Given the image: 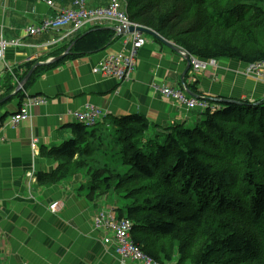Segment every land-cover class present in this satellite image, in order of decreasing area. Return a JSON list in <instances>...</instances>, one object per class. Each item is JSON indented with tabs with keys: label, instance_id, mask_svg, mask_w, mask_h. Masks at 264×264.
Wrapping results in <instances>:
<instances>
[{
	"label": "trees",
	"instance_id": "trees-1",
	"mask_svg": "<svg viewBox=\"0 0 264 264\" xmlns=\"http://www.w3.org/2000/svg\"><path fill=\"white\" fill-rule=\"evenodd\" d=\"M126 2L132 21L200 59L264 62V0ZM115 37L113 28L88 33L59 62L99 51ZM194 85L188 88L196 91ZM214 104L218 109L203 111L193 127L173 125L163 143L140 113L74 124L76 136L48 152L58 166L39 173V182L85 172L91 194L123 193L119 218L161 264L175 257L176 264H264V101Z\"/></svg>",
	"mask_w": 264,
	"mask_h": 264
},
{
	"label": "crops",
	"instance_id": "crops-1",
	"mask_svg": "<svg viewBox=\"0 0 264 264\" xmlns=\"http://www.w3.org/2000/svg\"><path fill=\"white\" fill-rule=\"evenodd\" d=\"M47 1L0 0V36L21 41L19 46L8 47L0 60V100L8 97L0 104V264H136L138 261L123 260L116 253L113 233L96 228L95 219L108 207L97 206L95 200L100 196L84 197L74 191L79 176L56 184H43L38 176L58 166L48 152L76 136L74 124L79 121L73 113L88 107L102 113L97 121L143 114L155 135L168 134L175 124L188 127L201 122V109L180 106L155 88H182L186 59L148 36L130 79L120 81L94 73L102 60L129 47L131 37L121 35L99 51L36 67L28 87L30 79L18 90L37 63L60 55L88 33L116 26L92 20L77 31L71 23L29 34V27L77 9L76 0H52V6ZM84 1L88 12L108 4V0ZM192 75L190 72L184 82L187 86L194 83L197 95L264 101V81L248 72L247 63L241 60L215 59ZM26 94L39 95L46 103L32 107L30 117L14 124L12 116ZM55 202L59 206L53 211ZM106 238L113 242L105 243Z\"/></svg>",
	"mask_w": 264,
	"mask_h": 264
},
{
	"label": "built area",
	"instance_id": "built-area-1",
	"mask_svg": "<svg viewBox=\"0 0 264 264\" xmlns=\"http://www.w3.org/2000/svg\"><path fill=\"white\" fill-rule=\"evenodd\" d=\"M49 5H53L52 0L47 1ZM77 9L62 11L57 18L53 20H44L39 25H33L28 28L29 34H36L49 29H59L74 24V31H77L83 27L87 22L92 20L110 21L120 27L142 26L139 23L132 21L128 14L126 0H108V4L105 7H98L93 12H88L85 7L84 0H76ZM131 37L129 41V47L122 52L109 55L102 60L93 71L96 74L103 75L105 77H114L120 81L128 80L132 77L133 71L137 64L138 50H140L147 42L148 37L135 30L129 33ZM21 41L19 39H7L0 36V60L4 58L5 51L8 47L19 46ZM185 57V52H182ZM191 55V54H190ZM194 56V55H193ZM196 57V56H195ZM191 59V58H190ZM212 63L214 59L205 60ZM194 67L190 72L206 67L207 64L201 62L194 57L191 59ZM110 65V66H109ZM6 68L13 72L11 66L6 64ZM247 71L253 73L256 77L264 81V62L250 63L247 66ZM14 73V72H13ZM176 92V93H175ZM161 93L167 97H171L177 101V104L186 105L187 109L199 108L205 110L207 108L217 109V106L206 99H198L195 97H189L187 94L180 90L172 88H162ZM24 102L20 106L19 110L12 116V122L18 124L21 121L27 119L31 115V108L46 103V99L39 95H24ZM76 119L88 126L96 124L97 118L102 113L93 107H88L84 111H76L73 113ZM59 206L58 202L51 205L53 211H56ZM95 226L97 229H106L114 234L115 250L123 260L131 259L138 261L140 264H159L155 259L147 255L139 245L135 244L131 237V222L127 219H117L113 214L102 212L101 215L95 219ZM113 241L110 238L105 239V243L110 244Z\"/></svg>",
	"mask_w": 264,
	"mask_h": 264
},
{
	"label": "rangeland",
	"instance_id": "rangeland-1",
	"mask_svg": "<svg viewBox=\"0 0 264 264\" xmlns=\"http://www.w3.org/2000/svg\"><path fill=\"white\" fill-rule=\"evenodd\" d=\"M142 26H144V25H142ZM116 27V29L115 28H113V29H115V31H116V33L118 34V31H117V26H115ZM146 27V26H145ZM119 35V34H118ZM128 35V34H127ZM119 36H121V35H119ZM227 38H229L230 36L229 35H227L226 36ZM177 47H179V46H177ZM179 48H181V47H179ZM182 49V48H181ZM182 51H184L186 54H185V56L187 57H189V58H195V59H197V60H199V61H201V62H204L205 64H207V65H209L211 62L210 61H205V60H203V59H200V58H198V57H195V56H193V55H190L187 51H185L184 49H182ZM194 67V65H193V63H191V67H190V69H189V71H191V69ZM202 69H205V67H203V68H200V69H198V70H196L195 72H193L192 74V77H194V75H195V73H198V72H200ZM183 82H184V80H183ZM183 84V83H182ZM158 87H161V88H172V89H176L177 90V88H174V87H171V86H161V85H158ZM190 89H187L186 91H189ZM192 91V90H191ZM192 92H194V93H196L197 94V92H195V91H192ZM187 96H189V97H193L192 95H189V94H187ZM167 97V96H166ZM167 98H169V99H171L172 101H174V103H177V101L175 100V99H173V98H171V97H167ZM200 99H205V98H203V96H200L199 97ZM216 105V104H215ZM180 106H183V107H185V108H189V107H187L186 105H181L180 104ZM217 106V105H216ZM194 109V108H193ZM201 116H203V118H204V115H201ZM195 124H188L187 126L188 127H192V126H194ZM148 133H150V136L151 137H154V139H157V137H155L156 135L152 132V130L151 129H149V131H148ZM167 135L168 134H165V133H161L160 135H159V139H157L158 140V142L159 143H163L164 142V140L166 139V137H167ZM88 173H85V172H83V175H79V181H77L76 182V184L73 186L74 187V191L75 192H80L81 194H82V196H84V197H93V196H95V197H97V195H94V194H91V190L89 189V182H87L88 181ZM83 179V180H82ZM82 185H85L84 186V188H82L81 186ZM76 187L78 188L77 189V191H76ZM123 193H121L120 191H118V190H116V189H112L110 192H108L106 195H103V196H100L99 198H97L96 200H95V203L97 204V206H99V208H107V212L109 213V215L110 214H113L117 219H123V218H119V214L117 213V209L119 208V207H123L124 206V204L127 202V199H125L124 197H123ZM176 259H177V257H175V260L174 261H172V262H170V263H166V264H175L177 261H176ZM136 264H138V262H136ZM187 264H191V263H187Z\"/></svg>",
	"mask_w": 264,
	"mask_h": 264
},
{
	"label": "water",
	"instance_id": "water-1",
	"mask_svg": "<svg viewBox=\"0 0 264 264\" xmlns=\"http://www.w3.org/2000/svg\"><path fill=\"white\" fill-rule=\"evenodd\" d=\"M112 28H115V29H116V27H112ZM135 30H138V31L141 32V33H145V34H147V35H149V36L154 37L155 39H158L159 41L165 43V44L168 45L171 49L176 50L177 52H180V53L183 52L182 49L179 48V47H177V45H175L173 42H171V41L165 39V38L162 37L158 32H156V31H154L153 29H150V28H148V27H145V26H138V27L131 26V27L126 28V27H123V26H122V27H120L119 29H117L119 35H127V34H129V33L134 32ZM75 42H76V41H75ZM75 42H73V43H72V44H71V45H70V46H69V47H68L63 53H61L60 55H57V56H55V57H53V58H51V59H49V60H47V61H45V62H39V63H37V64H36V65L30 70V72H29L28 75L25 77V79L21 81V83H20L19 86H18V90L21 89V88H24L25 84H26V83L28 82V80L30 79V77H31V75L33 74V72H34V70H35L36 67L43 66V65H46V64L57 63V62L61 61L62 59H64L67 55H69V54L71 53V50H72L73 46L75 45ZM185 59H186V61H187V66H186V68H185V70H184V72H183V79L185 78V75L188 73V71H189V69H190V67H191V59H190L188 56H187V57L185 56ZM188 92H189L190 95H192V96L195 97V98H199V97H200L199 95H197L196 93L192 92L191 90H189ZM7 98H8V97H6V98L0 100V104H1L2 102L6 101ZM208 100H210V99H208ZM213 100L216 101V102H221V101H223V102H228V103H230V102H240V100L220 99V98H219V99H213Z\"/></svg>",
	"mask_w": 264,
	"mask_h": 264
},
{
	"label": "bare ground",
	"instance_id": "bare-ground-1",
	"mask_svg": "<svg viewBox=\"0 0 264 264\" xmlns=\"http://www.w3.org/2000/svg\"><path fill=\"white\" fill-rule=\"evenodd\" d=\"M105 7V6H104ZM130 44H132V43H130ZM140 50H138V52H139ZM120 52H122V51H120ZM115 54V53H114ZM187 62V61H186ZM110 66V65H109ZM187 66V65H186ZM186 76V75H185ZM184 81H185V78L183 79ZM156 88V90L160 93V94H162L161 93V87H158V86H156L155 87ZM187 89H189L188 88V86H187V84H186V82H183V87L182 88H177V90H180L181 92H183V93H185V94H189V92L188 91H186ZM176 93V92H175ZM163 95V94H162ZM165 96V95H164ZM200 96V95H199ZM203 98H206V99H210L211 101H213V97H205V96H203ZM207 109H209V108H207ZM207 109H205L204 111H206ZM217 109H218V106H217ZM159 263V262H158ZM159 264H161V263H159Z\"/></svg>",
	"mask_w": 264,
	"mask_h": 264
},
{
	"label": "clouds",
	"instance_id": "clouds-1",
	"mask_svg": "<svg viewBox=\"0 0 264 264\" xmlns=\"http://www.w3.org/2000/svg\"><path fill=\"white\" fill-rule=\"evenodd\" d=\"M143 34H145V33H143Z\"/></svg>",
	"mask_w": 264,
	"mask_h": 264
}]
</instances>
